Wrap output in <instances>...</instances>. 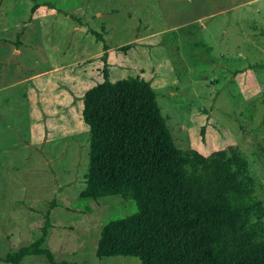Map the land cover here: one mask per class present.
Returning <instances> with one entry per match:
<instances>
[{"label":"rangeland","instance_id":"obj_1","mask_svg":"<svg viewBox=\"0 0 264 264\" xmlns=\"http://www.w3.org/2000/svg\"><path fill=\"white\" fill-rule=\"evenodd\" d=\"M89 29L103 33L110 80L149 81L177 146L236 145L264 204V69L248 67L264 60V0H0V257L36 238L49 211L56 260L138 264L95 255L102 225L132 203L79 199L83 94L103 65Z\"/></svg>","mask_w":264,"mask_h":264},{"label":"trees","instance_id":"obj_2","mask_svg":"<svg viewBox=\"0 0 264 264\" xmlns=\"http://www.w3.org/2000/svg\"><path fill=\"white\" fill-rule=\"evenodd\" d=\"M89 32L103 42V65L102 80L83 94L88 161L79 199L119 196L133 205L102 225L96 257H133L138 264H264V204L255 195L248 160L236 145L207 155L177 146L149 81L110 80L103 33ZM248 67L264 69V60ZM44 218L36 238L0 261L19 264L36 255L49 264H82L55 259L45 245L49 211Z\"/></svg>","mask_w":264,"mask_h":264}]
</instances>
